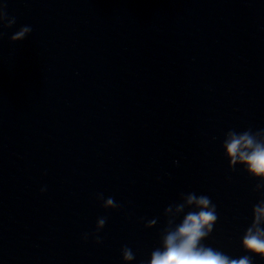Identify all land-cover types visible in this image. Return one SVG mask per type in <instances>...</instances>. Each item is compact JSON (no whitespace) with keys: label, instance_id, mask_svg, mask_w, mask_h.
Returning a JSON list of instances; mask_svg holds the SVG:
<instances>
[{"label":"clouds","instance_id":"1","mask_svg":"<svg viewBox=\"0 0 264 264\" xmlns=\"http://www.w3.org/2000/svg\"><path fill=\"white\" fill-rule=\"evenodd\" d=\"M16 23L15 18H9L5 6L0 5V26L11 28ZM32 31L30 26H22L11 36L12 42L24 40ZM224 154L229 160V167L235 169L237 164L244 166L245 171L259 183L256 191L264 189V129L253 132L248 129L243 132L229 130L225 134L222 143ZM46 189L42 188L43 193ZM98 200H103L105 209H117L120 207L114 198H104L103 194H97ZM181 203L171 204L164 210V215L172 211L182 212L186 206H195L187 212L182 222L171 229L172 221H167V227L161 235L162 247L151 253L148 264H253L250 256L232 258L223 252L205 246L201 242L206 239L217 221L216 205L206 195L195 193L181 194ZM106 217L98 218L96 232L102 230L106 224ZM156 220H150L145 227L151 228ZM264 199L253 206V219L250 226L245 230L241 244L245 252L264 259ZM88 234L84 235V239ZM101 238L96 236V243H101ZM125 264H130L135 257L128 247L121 249Z\"/></svg>","mask_w":264,"mask_h":264}]
</instances>
